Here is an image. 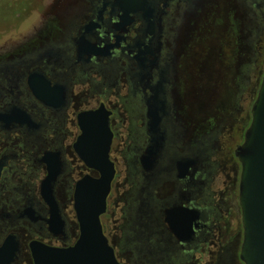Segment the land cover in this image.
Returning a JSON list of instances; mask_svg holds the SVG:
<instances>
[{"label": "flooded vegetation", "instance_id": "1", "mask_svg": "<svg viewBox=\"0 0 264 264\" xmlns=\"http://www.w3.org/2000/svg\"><path fill=\"white\" fill-rule=\"evenodd\" d=\"M263 72L264 0H52L23 44L0 48V264L78 240L75 185L99 176L77 151L80 115L97 110L112 135L100 223L116 260L243 264L236 150ZM218 85L227 108L202 111ZM150 111L162 143L148 165Z\"/></svg>", "mask_w": 264, "mask_h": 264}, {"label": "water", "instance_id": "2", "mask_svg": "<svg viewBox=\"0 0 264 264\" xmlns=\"http://www.w3.org/2000/svg\"><path fill=\"white\" fill-rule=\"evenodd\" d=\"M149 116L151 140L145 156L148 165L162 143L158 127L160 119L152 111ZM80 120H87V124H81L80 149L77 151L86 167L99 176L86 175L75 185L74 210L80 232L76 243L69 248H53L32 242L30 249L35 264H121L104 237L100 223L115 174L109 158L112 135L107 116L97 110L81 114ZM91 145L96 148H89ZM236 157L240 164L238 199L242 224L239 258L243 264H264V72L251 106L250 123L236 150ZM57 174V167L48 166V176L41 185L44 198L54 209L51 192ZM6 247L4 244L0 249V257L7 251ZM12 255L13 252L10 257Z\"/></svg>", "mask_w": 264, "mask_h": 264}, {"label": "rangeland", "instance_id": "3", "mask_svg": "<svg viewBox=\"0 0 264 264\" xmlns=\"http://www.w3.org/2000/svg\"><path fill=\"white\" fill-rule=\"evenodd\" d=\"M52 0H0V48L23 44L30 35L33 27L40 23L41 17L45 8ZM214 95L220 94L219 101L207 103L201 102V110L214 111L212 106L220 105L224 109L226 101L223 99L225 95L224 89L220 85L214 91ZM209 95V94H208ZM222 97V98H221ZM205 106V107H204ZM216 110V109H215ZM113 154L117 157L118 152L114 151ZM118 169L124 173V165L118 163Z\"/></svg>", "mask_w": 264, "mask_h": 264}]
</instances>
